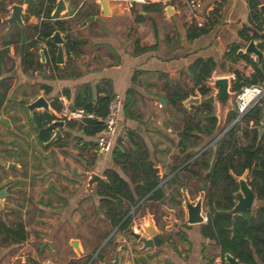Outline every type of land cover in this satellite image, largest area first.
Returning <instances> with one entry per match:
<instances>
[{"label": "crops", "instance_id": "obj_1", "mask_svg": "<svg viewBox=\"0 0 264 264\" xmlns=\"http://www.w3.org/2000/svg\"><path fill=\"white\" fill-rule=\"evenodd\" d=\"M249 1H204L201 14L220 5L221 20L208 23V32L195 37L182 0H149L162 2L164 10L151 7L148 12L143 10L146 3L131 0H71L58 17L66 39L64 62L58 64V47L54 53L36 30L49 19L24 0H0V264H114L117 254L120 264H224L222 248L202 234L208 219L189 224L184 205H176L179 184L185 195L188 162L186 155L178 157L186 122L180 124L173 98L181 87L194 90L190 95L200 94L201 85L192 78L199 73L194 62L200 57L216 58L220 69L231 64L222 60L220 48L237 39L238 22L252 25ZM15 4L22 6L21 23L9 22ZM135 6L141 7L138 13ZM231 65L247 67L248 78L255 73L243 59ZM218 72L206 82L223 76ZM108 93L121 95L124 103L113 148L101 154L96 134L85 132L93 127L85 119H59L54 106L93 103L95 108ZM40 97L50 103L49 113L56 117L52 123L63 120L62 127L45 125L46 119L38 127L35 115L45 110L31 112L28 106ZM192 108L184 105L190 114ZM58 130L61 136L52 140ZM113 171L135 197L141 196L147 181L157 180L164 200L101 205L103 198L121 197L100 185ZM93 174L101 180L89 191ZM154 203H161L152 213L165 234L162 252L144 249L130 233L145 221L142 209ZM109 209H120L121 214H105ZM127 213L133 217L131 229L120 230V218ZM173 215L178 225L169 220Z\"/></svg>", "mask_w": 264, "mask_h": 264}, {"label": "trees", "instance_id": "obj_2", "mask_svg": "<svg viewBox=\"0 0 264 264\" xmlns=\"http://www.w3.org/2000/svg\"><path fill=\"white\" fill-rule=\"evenodd\" d=\"M40 5H32L33 8H39L37 14L49 19L48 22L41 23L36 27L39 36L50 43L53 52H56V46L49 40L56 30L64 28L63 22L57 18L53 19L52 14L56 8L58 0H36ZM207 1V0H203ZM264 1V0H263ZM262 0H250L249 4L252 13V25H247L238 22L237 39L230 41L222 49L223 59L231 64H236L237 60L243 59L248 65L255 70L252 78L245 77L242 69L226 67L220 69L219 61L214 57H200L194 62V66L198 68L199 73L192 76L196 81V86H199L200 94L208 95L211 89L206 85V81L211 77L214 70L218 69L221 72H233L236 79L232 85V90L239 92L241 88L247 84L258 83L264 79V65L259 64L258 60L251 57L252 53L240 54L241 48H246L251 40H262L259 47L264 50V34L261 32L260 23L263 20V12L259 8ZM153 7L155 11H163L164 5L159 3H146L144 11L148 12ZM213 20L210 24L218 23L221 20L220 5L212 11ZM195 37L201 36L208 32L207 27H196ZM250 31H254L251 35ZM194 36V35H192ZM58 47V46H57ZM70 50L74 49L73 45L68 44ZM253 55V54H252ZM58 66V65H57ZM194 90H189L187 87H181L175 90V99L173 104L183 106V102L192 94ZM112 98V94L108 93L102 97L98 105L94 108L93 103L88 105H77L84 107L86 111L94 113L97 116H104L108 111V104ZM193 106V105H192ZM184 107V106H183ZM195 107L197 120L193 116L188 115V121L181 132L180 144L183 147V153L187 154V162L184 170L187 172V177L194 176L197 179H202L208 184L207 204L209 209H206L208 221L201 226L202 234L209 239L214 240L222 248V257L224 264H229L225 259V254L230 253L239 264H260L264 263V134L259 141V128L264 126V104L257 105L247 112V114L239 120L228 132H226L218 141H216L208 150L214 152L213 160L205 158L207 151L201 152L204 147L198 148L204 142V135L212 136L219 135L217 132L218 118L216 116V108L213 104L203 103L199 107ZM54 108L58 111L61 106L55 105ZM39 120V128L44 125L42 119H46L45 125L52 123L56 117L49 112L43 113L41 116L35 115ZM234 116L238 117V112L230 113L228 119ZM92 129L86 127L85 132L88 135H95L101 129V124L95 118L85 119ZM206 121L205 125L202 121ZM242 122L245 126L242 127ZM53 128L50 126L45 130L48 133ZM250 138V142L241 144L239 135ZM49 138L51 134L49 133ZM212 138L205 146H208L215 139ZM152 170V169H151ZM246 178L249 185L256 193V205L252 209L242 211L238 216L231 213V210L237 203L236 193L239 191V179ZM100 185H105L106 188L113 190L114 194L118 193L121 197L113 195L110 198H103L101 205L115 200L117 205L122 204L124 200H128L131 204L136 205L141 200L163 201L165 193L160 187L157 180L147 181L144 192L141 196L135 197L132 195L129 184L123 180L117 172L108 173V181H103ZM102 195L106 196L105 192ZM143 202V203H144ZM150 206V205H149ZM147 207V206H146ZM138 209V208H137ZM120 209H109L106 213H114L117 217L121 214ZM125 214L120 218L119 229L130 230L133 223L132 214ZM25 238V237H24Z\"/></svg>", "mask_w": 264, "mask_h": 264}, {"label": "water", "instance_id": "obj_3", "mask_svg": "<svg viewBox=\"0 0 264 264\" xmlns=\"http://www.w3.org/2000/svg\"><path fill=\"white\" fill-rule=\"evenodd\" d=\"M71 0H58L56 4V8L52 14L53 19H57L59 15L66 9L67 3ZM24 3L28 5H35L36 0H24ZM167 10L171 11V7H167ZM21 5H13L12 7V16L9 19L10 23L14 22H22L21 18ZM261 11L264 13V4L261 5ZM104 13L108 14L107 5L104 4ZM50 41L54 45L58 46V52L56 56V61L58 64H62L64 62V54H63V44H66V39L62 36V32L60 30H56L54 34L49 38ZM247 51L244 52L243 49L239 51L240 54L243 53H252L254 56L257 57L258 63L261 64L264 59V50L259 47L258 44L255 43V40H251L247 47ZM45 57V56H43ZM44 60H46L44 58ZM206 85L214 91V94L210 95L209 97L201 98L198 95H190L183 103L184 105H193L196 107L201 106L203 103L207 104H215L218 109L217 118H218V125H217V132L221 129V126L225 123L228 113L233 111L234 104L233 98L236 96L235 91L232 90V80L229 77H218L215 78L211 82H206ZM163 104H166L165 99H161ZM31 112L35 110L44 109L46 112H50V103L44 97H40L31 103L28 106ZM3 123H6L2 119ZM237 122L231 125L232 127ZM54 126H63L64 121H55L52 123ZM225 128L217 137L216 139L208 146L210 147L216 141H218L226 132H228L232 127ZM219 133V132H218ZM264 134V126L262 125L259 128V141L261 140ZM61 136L60 130L56 132L52 140L56 139L57 137ZM201 153L197 154L199 156ZM101 177L97 174H93L88 182V190L91 191L98 182H100ZM239 191L236 193L237 203L234 208L231 210V213L235 216H238L242 211L252 209L256 204V193L253 188L249 185L246 178L239 179ZM3 193L0 191V199H2ZM186 212H187V223L189 224H200L204 223L205 217L203 213V201L199 199L195 204L192 203L190 200H186ZM175 225H178L179 222L175 221L174 215L169 219ZM141 226V233H135L134 230H130L131 235H133L136 239H139L141 243H143L144 249L147 248H158L159 252L163 251V245L165 244V234L161 233L162 225L157 220L155 214L152 213L150 208H146V220L140 221ZM74 245L78 247V242L74 241ZM225 259L229 264H239L238 260L235 259L230 253L225 254ZM114 264H120L119 255L117 254L116 260Z\"/></svg>", "mask_w": 264, "mask_h": 264}, {"label": "built area", "instance_id": "obj_4", "mask_svg": "<svg viewBox=\"0 0 264 264\" xmlns=\"http://www.w3.org/2000/svg\"><path fill=\"white\" fill-rule=\"evenodd\" d=\"M164 1L166 2L167 0ZM182 1L183 5H186L189 10L190 24L196 27H204L213 20V10L206 9L204 13L201 14L204 5L203 0ZM138 2L143 4L148 3L147 0H131V3ZM123 103V97L119 94H114L108 104V111L104 116H97L94 113L86 111L84 107L65 103L62 109L57 113V116L59 119L63 120H84L86 118L97 119L101 124V129L96 134V149L98 153L108 154L111 152L114 145V139L123 110ZM235 104L236 111L238 112L237 122L257 105L262 106L264 104V80L243 86L235 96ZM203 215L205 220H207V214L204 213ZM134 231L138 233V227L135 228Z\"/></svg>", "mask_w": 264, "mask_h": 264}, {"label": "rangeland", "instance_id": "obj_5", "mask_svg": "<svg viewBox=\"0 0 264 264\" xmlns=\"http://www.w3.org/2000/svg\"><path fill=\"white\" fill-rule=\"evenodd\" d=\"M147 1H149V0H147ZM140 9H141V7H136L135 6V12H139L140 11ZM54 12V11H53ZM260 25H261V28H262V30H263V32H264V19L262 20V22L260 23ZM264 41V40H263ZM260 43V40H257V41H255V43ZM256 43V44H257ZM243 50H244V52H246L247 51V49L244 47L243 48ZM254 58L255 59H257V57L256 56H254ZM228 63H230V62H228ZM245 64V63H244ZM227 67L229 68V69H231L232 67H235V66H232L231 64H228L227 65ZM238 66H236L235 68H237ZM241 69H243V74L245 75V77H247L246 75H247V71H250V70H247V67H241V66H239ZM218 75H220V74H222L223 76L222 77H229L231 80H232V85H233V83H234V80L236 79V75L235 74H233V72L232 73H229V72H218L217 73ZM191 78V77H190ZM192 79V78H191ZM215 78H213V80H214ZM210 80V79H209ZM212 79H211V81H213ZM193 93H194V91H193ZM212 94H214V91L213 90H211V92L208 94V95H206V96H203V95H200V94H197L198 96H201V98H204V97H209L210 95H212ZM237 94V93H236ZM193 95H196V94H193ZM233 104H234V110L233 111H231L230 113H233L234 111H236V104H235V97L233 98ZM214 106H215V108H216V114L218 113V110H217V107H216V105L215 104H213ZM183 106H184V104H183ZM183 106H179V109H178V112H179V118H180V124L182 123V121H184V122H186V121H188V115H191V116H193V118L195 119V120H197V114H196V110H193V108H192V110H191V114L190 113H188L187 111L188 110H186V109H184V107ZM229 113V114H230ZM229 116V115H228ZM237 118H234V116H231L229 119L227 118L226 119V121H225V123L223 124V126H221V129L218 131L219 133L218 134H220L225 128L227 129L228 127H230L234 122H235V120H236ZM207 122L204 120V121H202V124L203 125H205ZM236 124V123H235ZM234 124V125H235ZM245 126V124H244V122H242V127H244ZM232 127V126H231ZM180 132H182V131H180ZM180 137H181V135H180ZM216 137V135L214 134V135H212V136H208V135H204V142L203 143H201L200 145H199V149L201 148V147H204L203 149H202V151H200L199 153H201V152H204V151H207V154L205 155V158H208V159H211V161L213 160V158H214V156H215V154H214V152L213 151H211V150H208L209 149V145L211 144H209L208 146H205L212 138H215ZM239 138H240V140H239V142L241 143V144H246V143H249L250 142V138H246L245 136H242V134H240L239 135ZM179 140H180V138H178ZM211 147V146H210ZM183 147H181V144H180V147H179V153L180 154H178V157H180L182 160L183 159H185V155H186V157L188 158V156H187V154H185V153H183ZM198 153V154H199ZM184 157V158H183ZM186 181H184L185 183H184V185H185V187H184V189H183V192H184V196H182L181 195V188H180V184H179V187H177V190L175 191V193L179 196V198L180 199H178V201H179V204H176V205H178L179 207H181L182 208V206L183 207H185L186 208V205H185V203H186V200H190L192 203H196L199 199H202V201H203V209H209V207H208V204H207V199H208V197H207V192H208V188H207V186H208V184L206 183V182H204L202 179H197V178H193V177H190V178H187V179H185ZM174 193V194H175ZM175 194V195H176ZM161 203H154V204H151L150 206H147V207H144V209H142V215L143 214H146V208H151V207H154V206H156V209H153V208H151L150 210L151 211H153V210H156V211H158L160 208H161ZM256 205V204H255ZM187 209V208H186ZM205 213V212H204ZM146 220V219H145ZM139 226H140V223H139ZM138 226V229H139V231L142 229L141 227H139Z\"/></svg>", "mask_w": 264, "mask_h": 264}, {"label": "flooded vegetation", "instance_id": "obj_6", "mask_svg": "<svg viewBox=\"0 0 264 264\" xmlns=\"http://www.w3.org/2000/svg\"><path fill=\"white\" fill-rule=\"evenodd\" d=\"M161 209V208H160ZM184 209H186L185 207H184Z\"/></svg>", "mask_w": 264, "mask_h": 264}]
</instances>
